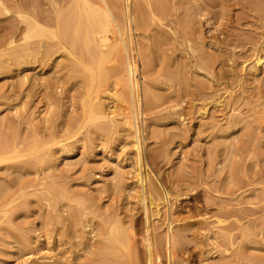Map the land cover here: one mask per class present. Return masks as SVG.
Listing matches in <instances>:
<instances>
[{
    "label": "rangeland",
    "instance_id": "1",
    "mask_svg": "<svg viewBox=\"0 0 264 264\" xmlns=\"http://www.w3.org/2000/svg\"><path fill=\"white\" fill-rule=\"evenodd\" d=\"M43 1L3 0L9 11L0 13V143L7 157L0 162V264H102L112 258L103 248L111 219L135 240L136 252L116 254L146 264L147 221L130 185L137 163L127 132L89 133L84 85L57 69L59 53L45 65L40 55L18 65L3 46L9 28L19 39ZM173 1L153 21L150 39H139L155 54L140 69L163 92L143 115L141 136L148 187L161 198L159 212L149 213L161 264H264V69L254 64L264 59V0ZM59 141L69 143L68 153ZM171 234L180 240L172 259Z\"/></svg>",
    "mask_w": 264,
    "mask_h": 264
},
{
    "label": "bare ground",
    "instance_id": "2",
    "mask_svg": "<svg viewBox=\"0 0 264 264\" xmlns=\"http://www.w3.org/2000/svg\"><path fill=\"white\" fill-rule=\"evenodd\" d=\"M168 1L170 0H48V2H45L44 0L41 4V12H38L39 14H36V17H32L31 15L32 18H30L31 20L29 21L26 20V17H28L27 13H25V17L21 6L16 7V13L18 14L19 18L21 17V20L24 19V22L27 21V25L25 24L26 27L23 33H20L21 37L19 39L16 36L18 31L13 30V28H9L12 30L9 31L10 33L3 42L5 50H7L8 54L12 56L11 58L13 60L8 55L11 59V62L14 61L18 65L27 63L26 59H28V57L30 59V57L32 58L34 55H40L41 59L39 60L41 61V65H45L47 64L48 58L51 57V54L53 55L54 53H59L61 59L59 62H57L58 64H56L57 69L60 68L67 71V79L72 80L74 77H79L80 80H82V84L84 85V94L81 93L84 95L82 96L84 98L82 99L81 105L83 106L86 113V123L90 124L89 133L92 131L93 133H97L102 137H109L111 133H117L119 126V130L122 129L123 131L127 132V138L124 140L126 144L131 146V153H133V155L136 157L137 163V167L135 169L136 180L130 182V185L132 186V189L138 191V197L141 199L144 206L147 221L146 233L143 241L147 250L145 261L146 264L162 263L160 260L161 255H159L156 248V240L153 237L150 229L151 223L149 220L151 208H155L156 212H159L160 209L158 207L160 205L159 201L161 198L157 197L158 195L156 192L155 194L157 196L154 194L151 187H148L150 171L143 165L144 161L142 158L143 152L145 151H143L142 146V125L148 121L145 118L143 119V115L146 112L148 113V111L153 112L152 110L157 108L160 101L163 99V92L161 93L158 84H156V81L154 78H152L153 76H147L144 74V71L142 72L140 69V62H142L144 67L143 70L148 68L149 65L151 66L155 54L154 51H151L150 45L146 46L144 43L140 42L139 39H150L152 35L151 31L153 21L156 20V18H159V15L167 14L166 8L170 4V2L168 4ZM172 1L173 0H171V2ZM47 4L50 6L48 10L45 8ZM39 8L40 7H38V11H40ZM7 11H9L8 7L5 5L3 0H0V13ZM184 27L185 29H188V25ZM185 29L182 32L183 38L184 32H186ZM191 31L193 30H188L189 33H191ZM34 38H39L37 43L34 41L36 43L35 46H33L34 42H31V40ZM19 40H22V42L17 43ZM199 50L203 53V49L200 47L198 50L196 47L193 52ZM204 55L202 56L201 60L205 63V66H209L211 64L208 61L210 57L207 58L206 55ZM198 56L199 54L197 57ZM32 62L34 63L33 60L28 61L29 64ZM254 64L257 68L256 70L262 68L264 69V59L260 56L255 58ZM161 72L162 71H160V73ZM65 74L64 76H66ZM185 74L188 73L185 72ZM206 76L209 77V73H207ZM117 116L120 117L122 123H119L120 120L117 118ZM73 129L75 128L73 127L72 130ZM78 132L79 130L77 129L75 131V135ZM85 138L86 137H84L83 140L81 138L80 140L86 142ZM86 139H89L88 143L90 145L94 144L93 138L88 137ZM85 142H82L83 146L86 145ZM1 143L0 162L7 159L6 152L3 151ZM59 143L61 152L68 153L70 151L69 143H65L64 141H59ZM14 148L12 147L15 153L16 150H14ZM13 151H11V153ZM51 152H49L50 155H52ZM11 158L12 157H10V159ZM119 178L120 177H118V179ZM148 203L150 206H148ZM109 222L113 225L110 227L108 232L106 231L109 234V237L103 248L106 250H111L108 256L111 255L112 258L103 257L104 260L101 263L134 264L132 261L130 262L129 260H124L126 256L124 257L123 254V257L116 254L117 250L130 248L131 251V247L134 245L133 243L135 241L133 240V234H130L129 230L125 229L124 226H122L117 221V219H111ZM109 222L107 221V223ZM106 227L102 225L104 232ZM178 236L173 234L169 236L167 235L166 245L171 259L174 255L175 246H177L176 244L179 240V238H177ZM132 250L136 252V250ZM132 253L134 252H130L131 256Z\"/></svg>",
    "mask_w": 264,
    "mask_h": 264
}]
</instances>
